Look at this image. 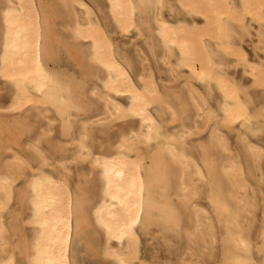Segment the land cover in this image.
<instances>
[{
  "label": "bare ground",
  "instance_id": "obj_1",
  "mask_svg": "<svg viewBox=\"0 0 264 264\" xmlns=\"http://www.w3.org/2000/svg\"><path fill=\"white\" fill-rule=\"evenodd\" d=\"M103 2L109 23L91 0H0V264H154L143 236L182 241L176 264H264V0Z\"/></svg>",
  "mask_w": 264,
  "mask_h": 264
},
{
  "label": "rangeland",
  "instance_id": "obj_2",
  "mask_svg": "<svg viewBox=\"0 0 264 264\" xmlns=\"http://www.w3.org/2000/svg\"><path fill=\"white\" fill-rule=\"evenodd\" d=\"M49 4L52 6L50 7L51 13H55L53 11V7L56 4V0H47ZM94 2L97 9L100 10V15L104 18V20L109 23V18L107 15V9L105 6V3L103 0H91ZM58 6V4H56ZM53 9V10H52ZM120 47L127 52L131 60L133 61V65L135 66V69L139 68L138 60L135 57V51L133 50V47L130 46V40L128 38L124 37H118L115 36ZM142 48L146 51V53L149 55L150 62L152 64V67L156 70L157 74H159V65L156 61V59L153 57L152 54H150L149 48L141 43ZM57 60L56 63L58 65L64 66L65 68H68L71 71H77L78 74L82 73V70L80 69V66H76V60L73 55H69V52H67L63 47L58 46L57 48ZM72 57V58H71ZM28 125L26 128L22 127L23 135L22 139L28 140V138L33 135L34 132L40 131L43 119L30 115L28 119L26 120ZM93 129V137L94 139L98 141L103 142H114L116 140L117 134H118V127H128L129 123L126 124H120L116 127L111 128L110 130L106 129L103 133L101 132L102 127L101 125H95ZM230 140L232 143L235 142V134H229ZM25 144V143H23ZM48 147L53 148L52 143L46 144ZM240 149V148H239ZM54 150V149H53ZM71 166V177L75 180L77 179L78 175L81 177L87 178V187L89 190V196L91 197V201H96L101 193V177L96 169H92L88 163L86 162H75ZM261 188L264 190V182L261 184ZM258 223V220L256 221V224ZM252 231H255V226L252 227ZM166 234L168 233V238L170 237V232L166 231ZM143 245L147 249L148 252H151V255L155 256L154 260L156 261L154 264H176L178 257L180 256L181 252L183 251L184 244L182 241H177L174 239L172 243L164 242L162 239H154L150 240L147 236L142 237ZM216 256V253L213 257H207V259L211 262L213 261L214 257ZM85 264H107L104 259L101 258H95L90 257L86 260Z\"/></svg>",
  "mask_w": 264,
  "mask_h": 264
}]
</instances>
